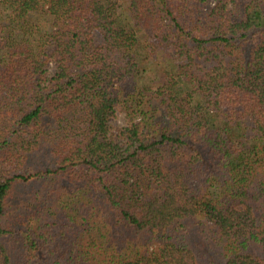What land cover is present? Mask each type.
Segmentation results:
<instances>
[{
	"label": "trees",
	"instance_id": "1",
	"mask_svg": "<svg viewBox=\"0 0 264 264\" xmlns=\"http://www.w3.org/2000/svg\"><path fill=\"white\" fill-rule=\"evenodd\" d=\"M0 264H264V0H0Z\"/></svg>",
	"mask_w": 264,
	"mask_h": 264
},
{
	"label": "rangeland",
	"instance_id": "2",
	"mask_svg": "<svg viewBox=\"0 0 264 264\" xmlns=\"http://www.w3.org/2000/svg\"><path fill=\"white\" fill-rule=\"evenodd\" d=\"M161 61H163L161 59ZM148 67V65H147ZM153 77H155V72L152 71L151 67H148L147 72H145L144 80L150 81ZM113 122L116 124H124L125 123V113L122 110L117 112V115L113 118Z\"/></svg>",
	"mask_w": 264,
	"mask_h": 264
}]
</instances>
